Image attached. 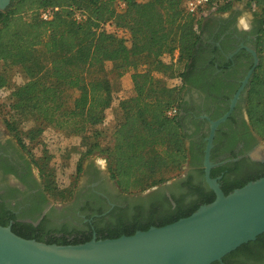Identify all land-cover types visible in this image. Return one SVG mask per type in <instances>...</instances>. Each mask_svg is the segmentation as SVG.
I'll return each instance as SVG.
<instances>
[{"label": "trees", "instance_id": "obj_1", "mask_svg": "<svg viewBox=\"0 0 264 264\" xmlns=\"http://www.w3.org/2000/svg\"><path fill=\"white\" fill-rule=\"evenodd\" d=\"M122 1L123 9L117 8L118 0H11L0 12V97L7 100L18 119L33 118L83 142L90 137L96 140L100 136L98 127L106 124V112L111 110L115 85L129 73L133 95L121 100L115 110L118 115L111 144L104 148L97 142L87 144L89 152L105 154L110 179L125 194L143 193L176 180L192 149L184 126L187 92L198 88L209 68L218 73L217 78L228 69L221 63L216 66L214 57L207 58L203 34L211 27L213 16L231 12L235 3L243 2L254 17L258 59L245 88L244 111L248 128L264 143V0H210L204 10L195 13L186 11V0ZM46 9H51L52 15L44 21L40 12ZM175 52V64L166 63L164 58ZM210 53L219 54L218 48L213 47ZM241 53L251 62L250 68L251 55ZM106 63L112 64L109 72ZM12 69L20 74L21 84L11 85L8 71ZM168 74H174L180 85L166 88L163 78ZM173 108L177 113L169 116ZM16 124L5 122L9 132ZM40 133L39 128L30 130L29 140ZM201 151L197 162L203 177ZM210 161H214L212 154ZM34 164L45 194L51 191L70 199L71 191L60 193L56 189L46 163ZM218 175L219 169L210 173L212 179ZM262 177L263 164L232 180L225 174L218 183L228 195ZM183 185L192 198L187 203L175 199L173 207L166 202L151 205L145 211L95 223L94 231L89 224L80 230L69 224L51 227L46 218L35 226L17 221L10 211L0 214V226H10L21 238L60 246L83 244L93 237L105 240L129 236L188 217L215 199L207 185L194 186L189 178Z\"/></svg>", "mask_w": 264, "mask_h": 264}, {"label": "flooded vegetation", "instance_id": "obj_2", "mask_svg": "<svg viewBox=\"0 0 264 264\" xmlns=\"http://www.w3.org/2000/svg\"><path fill=\"white\" fill-rule=\"evenodd\" d=\"M235 21L236 17L231 12L225 17L213 16L209 22L211 27H207L203 34V42L208 45L207 58L214 57L216 66L221 63L228 69L218 80V73L209 68L200 78L198 88L187 92L184 126L189 135L188 145L192 143V149L184 173L179 178L143 193L125 194L110 180L107 172L88 164L82 170L83 183L71 201L55 206L44 192L33 160L0 121V214L10 211L17 221L35 226L44 218L49 224L58 226L70 224L80 228L89 224L94 231L95 223L145 211L151 205L166 202L173 207L175 199L187 203L191 196L183 185L186 178L194 186L206 185L197 158L203 144L201 152L204 157L210 121L220 119L229 111L232 100L253 66L250 50H254L256 26L253 22L248 27H238ZM213 47L218 48L219 54L210 53ZM242 51L251 55L250 68L251 62L243 56ZM249 79L239 92L227 119L214 131L210 151L214 161L211 162L210 173L213 169H219L217 181H221L225 174L226 178L232 180L264 165V143L248 128L244 111L243 97ZM212 264H264V233L224 256L221 262Z\"/></svg>", "mask_w": 264, "mask_h": 264}, {"label": "water", "instance_id": "obj_3", "mask_svg": "<svg viewBox=\"0 0 264 264\" xmlns=\"http://www.w3.org/2000/svg\"><path fill=\"white\" fill-rule=\"evenodd\" d=\"M11 0H0V12ZM253 66L258 59L250 50ZM210 121V135L204 150V180L215 195L213 202L200 206L190 216L162 226L137 231L129 236L96 240L77 245H55L15 235L10 226H0V264H212L264 233V177L225 195L210 177V151L217 126L229 116Z\"/></svg>", "mask_w": 264, "mask_h": 264}, {"label": "rangeland", "instance_id": "obj_4", "mask_svg": "<svg viewBox=\"0 0 264 264\" xmlns=\"http://www.w3.org/2000/svg\"><path fill=\"white\" fill-rule=\"evenodd\" d=\"M225 13L219 15L220 17H225L229 14ZM236 25L238 27H248L254 22V17L252 12L245 8L244 13L239 17H236ZM166 63L175 64L177 61V53H173L171 56H166L164 58ZM106 70L109 72L112 68L111 63H106ZM9 77L11 79V85H19L23 82L20 74L16 69L8 71ZM159 77H163L158 75ZM109 79L113 80V76L109 75ZM166 82V88H171L180 85V81L175 75L171 74L163 78ZM115 92L113 94V103L111 110L106 112V124L104 126H99L100 136L94 140L89 138L84 142L80 137L67 136L63 134L62 131H58L53 127L45 125L40 121H36L33 118H26L20 121L15 113L8 106L9 103L5 98L0 97V121L5 126L7 121H17L16 128L13 132H9L10 135L19 143V139L22 140L23 144H19L22 150L33 160L37 161L40 165L47 164V168L52 172L54 185L60 193L72 192V196L66 199L62 197H57L53 192H47L46 196L50 203L55 206H60L67 204L71 201L77 189L83 183L82 170L88 164L96 165L101 168L104 172H108V160L105 154L100 153L99 150H94L89 152V146L87 144H93L97 142L100 148H104L111 144L110 135L114 125L115 115H118L115 110H117L118 104L121 100L127 99L133 95V84L131 81L130 74H125L115 85ZM8 103V104H7ZM39 128L41 130L40 135L35 139L29 140L30 135H28L30 130ZM23 146V147H22ZM78 165L81 166V171L77 172ZM187 165V164H186ZM186 165L183 166L181 175L184 173ZM36 167V166H35ZM39 171V169L36 167ZM40 175V173H39ZM41 184L44 188V182L42 177ZM111 180V179H110ZM112 181V180H111ZM113 182V181H112ZM114 183V182H113ZM45 191V189H44ZM46 192V191H45ZM70 225V224H69ZM72 226V225H71ZM51 227H59L58 225H53ZM74 227V226H73ZM84 226L77 229H82Z\"/></svg>", "mask_w": 264, "mask_h": 264}, {"label": "built area", "instance_id": "obj_5", "mask_svg": "<svg viewBox=\"0 0 264 264\" xmlns=\"http://www.w3.org/2000/svg\"><path fill=\"white\" fill-rule=\"evenodd\" d=\"M209 2L210 0H186L185 9L188 13H195L199 10H204L208 6ZM124 7H125V3L122 0H118L117 8L123 9ZM253 7H255L254 4ZM56 10L57 9H55V11ZM51 15H52L51 9L42 10L40 12L41 19L44 21H47L51 17ZM176 113H177V109L173 108L168 112V115L173 116Z\"/></svg>", "mask_w": 264, "mask_h": 264}, {"label": "crops", "instance_id": "obj_6", "mask_svg": "<svg viewBox=\"0 0 264 264\" xmlns=\"http://www.w3.org/2000/svg\"><path fill=\"white\" fill-rule=\"evenodd\" d=\"M247 8L244 3H235L232 7L231 13L235 15V17H239L244 13V9Z\"/></svg>", "mask_w": 264, "mask_h": 264}]
</instances>
